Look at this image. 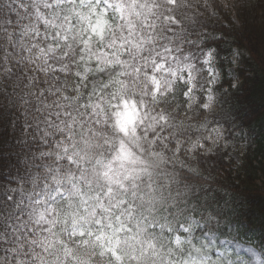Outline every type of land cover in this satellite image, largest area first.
Returning <instances> with one entry per match:
<instances>
[{
  "label": "clouds",
  "instance_id": "obj_1",
  "mask_svg": "<svg viewBox=\"0 0 264 264\" xmlns=\"http://www.w3.org/2000/svg\"><path fill=\"white\" fill-rule=\"evenodd\" d=\"M109 2L0 0V27L7 22L2 17L9 11L4 4H15L13 12L23 10L15 22L12 50L0 43V49H5L0 52V139L4 141L5 166L0 193L14 190L25 200L31 199L24 205L26 218L21 223L33 233L37 244L54 236L71 242L69 230L79 224L87 230L89 224H95L92 211H77L83 201H88L90 209L99 207L101 194L109 186L118 194L127 170L133 167L130 161L118 158L123 140L150 164L153 182L163 188V195L171 193L182 207L187 205L188 211L172 224L173 238L184 226L192 225L191 233L180 237L188 242L174 254L177 264L185 260L188 264H264V212L257 219L239 211L240 193L224 202L204 198V189L222 174L217 177L201 166L202 157L216 155L228 145L230 129L221 122L226 99L222 97L228 93L224 80L236 79L241 50L234 46L225 57L221 48L243 30L241 13L257 0H176L177 8L185 10L196 48L191 49L189 60L180 54L179 62L170 61V67L160 72L153 68L150 46H143L140 37L146 35L142 25L149 9L155 6L154 10L163 14L168 0H137L134 11L129 0L123 20L108 7ZM98 16L108 21L102 33L99 28L93 30L87 19L94 21ZM130 24L134 25L131 29ZM5 39L0 32V41ZM209 46L217 56L211 81L205 75L207 66L200 65ZM185 63L196 65L191 81L180 79ZM189 84L192 91L185 96ZM231 87L236 88L232 83ZM97 104L104 110L98 123L90 111V106ZM57 112L61 122L49 125L47 116ZM161 112L172 118L170 125H175L167 135L175 138L181 133L180 143L187 149L183 156L169 155L163 163L151 160L150 142L145 140V126ZM129 113L136 117L139 141L131 135L124 137L117 129V114L127 120ZM30 127L35 135L27 132ZM37 140L43 143L37 144ZM200 145H204L202 151ZM65 146L67 152L62 150ZM69 155L73 157L71 166L63 162ZM25 165L22 183L28 187L13 189L9 182L19 180L16 173ZM61 194L62 199L49 198ZM0 264H5L2 258Z\"/></svg>",
  "mask_w": 264,
  "mask_h": 264
},
{
  "label": "snow or ice",
  "instance_id": "obj_2",
  "mask_svg": "<svg viewBox=\"0 0 264 264\" xmlns=\"http://www.w3.org/2000/svg\"><path fill=\"white\" fill-rule=\"evenodd\" d=\"M75 2L79 3L80 0H75ZM91 2L94 3L95 0ZM136 2L137 0H131L133 11ZM128 3L129 0H115V3L110 0L108 7H113L123 20L126 18L125 10ZM81 7L83 8L84 4H81ZM4 8L9 11L5 17H2L6 18L7 22L0 27V32L5 35L6 39L0 43H5L7 50L11 51L16 36L15 22L21 19L20 13L23 10L11 11L16 8V5L12 3L4 4ZM154 9L155 6L149 9L142 25L146 35L141 34L140 43L145 47L150 46L153 68L156 72H160L161 69L170 67V61L179 62L180 54H183L185 61L189 60L193 55L191 49L196 48V44L192 42L194 33L187 27L185 10L177 8L176 0H168V7L163 14ZM87 19L93 30L99 28L101 33L108 23L107 19L102 16L96 17L94 21L91 17ZM44 22L47 23L46 20ZM133 27L134 25H129L130 29ZM130 34L134 35V33ZM224 35L227 36L228 32L224 31ZM220 39L222 40L223 37ZM186 48L187 52H185ZM196 50L200 51L199 48ZM4 51L5 49H0V52ZM127 54V49H125L124 55ZM141 55H147V53L141 51ZM216 58V50L209 46L200 59V65L207 66L208 70L205 75L210 81L216 74L213 67V61ZM195 68L194 63L183 64L180 79L187 77L191 81ZM176 75L177 73L173 70L172 76ZM221 75H223L222 71ZM239 83L237 76L232 84L237 88ZM191 91L192 87L189 84L184 95L187 96ZM42 95L49 94L42 93ZM90 111L97 117L98 123L104 111L102 105L97 104L95 108L90 106ZM117 115L118 131L126 138L131 135L133 139L139 141L136 117H132L129 113L130 118L124 120L119 117V114ZM170 119L172 118L161 112L159 115H154L151 118L152 122L145 126V140L150 142L151 160L153 161L163 163L169 155L183 156L187 150L180 143L181 133H177L175 138L167 135V132H171L175 126L169 124ZM53 122H61L60 113L47 116V123L51 125ZM162 128L165 131H162ZM27 132L35 135L31 127L27 129ZM3 143L4 141L0 139V181L4 179L5 167L2 160ZM36 143L43 142L37 140ZM203 147L204 145H200L199 150L202 151ZM62 150L67 152V146ZM195 150L194 147L193 151ZM118 152V158L130 161L133 167L127 170L128 174L121 182L118 194L111 186L101 194L103 199L99 201V207L90 209L88 201H83V207L77 211L79 213L92 211L95 224L94 226L89 224L87 230L84 229L83 224L69 230L68 235L71 242L64 240L62 236L58 238L54 236L50 240L45 238L43 244H37L33 239V233L21 223L26 218L24 205L30 203L31 199L25 200L19 192L14 190L0 193V258L5 261V264H47L48 260L54 261V264H61V262L62 264H125V261L127 264H177L174 254L188 242L180 237L189 235L192 225L184 226L180 235L173 238L172 233L175 229L172 224L178 216H183L188 211L187 205L182 207L179 201L171 197V193L167 197L163 195V188L153 182L150 164L143 162L141 157L133 153L123 140L120 141ZM63 162L71 166L73 157L69 155ZM137 163L141 166L135 167ZM101 167L104 165L101 164ZM26 170L27 165L17 171L16 175L19 180L14 179L9 182L13 189L19 186L23 191L28 187L22 183ZM0 188H3L2 183H0ZM49 198L62 199V194L60 197L50 196ZM180 223L182 224L183 221ZM177 227H180V224H177ZM184 264H188V261L185 260Z\"/></svg>",
  "mask_w": 264,
  "mask_h": 264
},
{
  "label": "trees",
  "instance_id": "obj_3",
  "mask_svg": "<svg viewBox=\"0 0 264 264\" xmlns=\"http://www.w3.org/2000/svg\"><path fill=\"white\" fill-rule=\"evenodd\" d=\"M241 16L243 30L221 48L225 57L234 46L241 50L236 67L239 85L234 89L230 78L224 80L228 93L222 97L226 99L221 122L230 129L228 145L216 155L201 158L202 167L222 178L210 182L202 195L224 202L240 193L239 211L258 219L264 212V0L250 4Z\"/></svg>",
  "mask_w": 264,
  "mask_h": 264
}]
</instances>
